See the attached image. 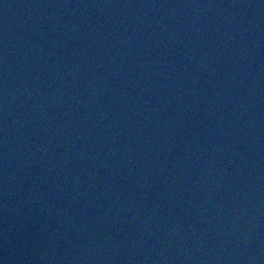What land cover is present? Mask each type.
<instances>
[{
  "label": "water",
  "instance_id": "1",
  "mask_svg": "<svg viewBox=\"0 0 264 264\" xmlns=\"http://www.w3.org/2000/svg\"><path fill=\"white\" fill-rule=\"evenodd\" d=\"M0 264H264V0H0Z\"/></svg>",
  "mask_w": 264,
  "mask_h": 264
}]
</instances>
